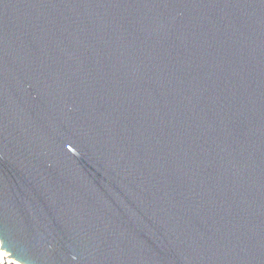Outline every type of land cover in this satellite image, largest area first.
<instances>
[{
  "label": "water",
  "instance_id": "1",
  "mask_svg": "<svg viewBox=\"0 0 264 264\" xmlns=\"http://www.w3.org/2000/svg\"><path fill=\"white\" fill-rule=\"evenodd\" d=\"M0 241L264 264V0H0Z\"/></svg>",
  "mask_w": 264,
  "mask_h": 264
},
{
  "label": "built area",
  "instance_id": "2",
  "mask_svg": "<svg viewBox=\"0 0 264 264\" xmlns=\"http://www.w3.org/2000/svg\"><path fill=\"white\" fill-rule=\"evenodd\" d=\"M7 256H9L7 252H5L4 250H0V264H22L18 261H15L13 258H7Z\"/></svg>",
  "mask_w": 264,
  "mask_h": 264
}]
</instances>
